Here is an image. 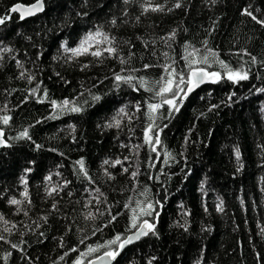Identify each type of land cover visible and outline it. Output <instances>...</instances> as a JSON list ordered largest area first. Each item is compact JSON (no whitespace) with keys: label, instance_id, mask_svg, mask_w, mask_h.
Returning <instances> with one entry per match:
<instances>
[{"label":"trees","instance_id":"1","mask_svg":"<svg viewBox=\"0 0 264 264\" xmlns=\"http://www.w3.org/2000/svg\"><path fill=\"white\" fill-rule=\"evenodd\" d=\"M35 1L0 0V264L109 251L111 264H264V0H151L155 12L147 0H45L34 18L10 14ZM97 31L108 39L65 50ZM205 56L191 68L222 78L150 113L155 82L188 79ZM220 61L248 79H227ZM144 221L154 231L120 250Z\"/></svg>","mask_w":264,"mask_h":264},{"label":"snow or ice","instance_id":"2","mask_svg":"<svg viewBox=\"0 0 264 264\" xmlns=\"http://www.w3.org/2000/svg\"><path fill=\"white\" fill-rule=\"evenodd\" d=\"M125 2H127V0H125ZM177 8L180 7V4L177 3L175 5ZM143 7V11L144 12H148L149 10L151 11H163V7L161 5H153L151 0H147L146 4L142 6ZM42 9V4L40 2V0H37V3L33 4L31 6V9L28 10V14H32L35 11H39ZM20 10L19 6H16L12 9V11H18ZM245 14L251 16V12H248L247 9H245ZM254 20L256 19L255 16L252 17ZM4 20L0 19V23H3ZM258 23L264 24V21H257ZM113 23H115V21H113ZM100 36H104V39L107 40V36H105L103 33L97 31L95 34H89L84 40H82L80 46L78 48L75 49H65L66 51H72L74 54H82L85 52H88L89 48V43L90 41L95 40L97 37ZM106 51H108L109 53H114L115 52V48L109 47L107 49H105ZM91 55L99 57L102 55V53L97 50V51H93L91 52ZM189 55L194 56V53H189ZM215 55V54H213ZM255 58H253L254 60ZM123 63V61H121ZM196 63H204L207 64L208 63V58L207 56L203 57L202 60H197L195 58H193L192 60L189 61V66H190V72H189V78L185 79V77L183 75L179 76L178 81H176L174 78H168V79H164L162 77L163 83L161 84L160 81H156V84H160L159 90L155 91V96H158L161 98L159 103H149L148 104V109L150 111V113H155L159 108H161L164 104L169 105V107L175 111H179V106L176 103L177 100V96L179 95V93H183L184 96H187L188 93H190L191 91L194 90L195 87H198L201 83H204L206 80L211 82V83H216L218 82L222 76L220 72L217 71H206L204 68H191L192 64H196ZM221 66L226 69L225 71V75L227 77V79L233 81V82H238L240 80H246L248 79V73L244 72V71H240V70H232L229 69L227 65H225L222 61H220ZM147 67V66H146ZM167 71V68H166ZM23 76V73L21 74ZM169 77H173V73L169 72ZM116 79L119 80H125L126 82H130L132 80V77H121L119 75L116 76ZM145 82L143 80H141V86H144ZM181 85H185L186 87H181ZM146 90L148 91H152L151 88H147ZM261 91H264V89H260ZM169 94L170 97H169ZM95 99L99 100V97H95ZM53 107H57V103L56 101H52L51 102ZM70 103V101L68 100H64L62 102L61 105H59L60 107L63 106H67ZM139 107V106H138ZM71 111H80V109L78 107H73L71 108ZM120 113H124V109L121 108L120 109ZM126 114V113H124ZM3 123L7 124L9 121V117L4 116L3 118ZM115 126L119 127L120 125V120L115 119ZM109 127H112V124L108 125ZM148 132H151V126H149V128L146 131V142L148 143H152V137L148 135ZM3 134L0 133V136H2ZM22 135H27V133H22ZM155 143H159V139L158 137L155 140ZM237 156L239 157V152L237 151ZM77 163L80 165L81 170L83 171L84 165H83V161H77ZM104 163H108V161H105ZM116 164L121 163L119 160L115 161ZM125 171H127V169H125ZM86 175V173H85ZM133 175H135V173H133ZM50 179V178H49ZM53 191H55V189H53ZM26 195V193H25ZM11 204L17 205L20 203L19 200H11L10 201ZM152 208L151 204L147 205L146 209H141L142 213L151 215V212L149 211ZM89 216H91V213H89ZM0 219H2V217H0ZM5 223H7V221H5ZM132 227H136V223H135V217L133 218V224ZM148 229L149 231H154V226L152 224H149L147 221H144V223L141 225L140 231L139 233L135 236V237H128L125 240L121 241V237L120 235H117L112 241H110V244H117L119 243V247L123 248L125 244L131 243L133 238L135 239H139V237L141 235H147V232L144 231V229ZM7 230V229H6ZM262 231H264V229H262ZM3 237H0V239H2ZM13 247H16V245H13ZM92 251H96V249H89V252ZM117 252L114 251H109L106 252L105 255L109 256L111 258H115V256L117 255ZM76 264H81L80 260L76 261ZM149 264H151V262H149Z\"/></svg>","mask_w":264,"mask_h":264},{"label":"water","instance_id":"3","mask_svg":"<svg viewBox=\"0 0 264 264\" xmlns=\"http://www.w3.org/2000/svg\"><path fill=\"white\" fill-rule=\"evenodd\" d=\"M44 1H45V0H40V2H41V4H42V9L39 10V11H35V12H33L32 14H28V10L31 9V6H32L33 4L37 3V0H36L34 3L30 4V5H22V4H15V5H13V6L10 8V14H16V15L19 17V19H20L21 21H24V20H27V19H30V18H34V17H36L37 15H40V14L43 12V9H44ZM16 6H19V7H20V10L15 11V12L12 11V9H13L14 7H16ZM0 24H1V23H0ZM210 83H211V82H209V81L206 80L204 83H201L198 87H195L193 91H191L190 93L187 94V96H184V97H188L190 94L194 93V92H195L198 88H200L201 86H204V85H206V84H210ZM0 133L3 134V131H2L1 129H0ZM4 146H5V140H4V134H3L2 136H0V150H1ZM139 231H140V229H139L137 232L131 234V235L128 236V237H135V236L139 233ZM144 231H145V229H144ZM142 236H143V235H141V236L139 237V239H140ZM128 237H127V238H128ZM139 239H135V238H133V240H132L131 243L125 244L123 248H120V250H122V249H124V248H126V247H128V246H130V245H132L133 243L137 242ZM111 262H112V258H111V257L106 256V255H103V256H101V257L95 259V260H92L91 262H88L87 264H111Z\"/></svg>","mask_w":264,"mask_h":264}]
</instances>
